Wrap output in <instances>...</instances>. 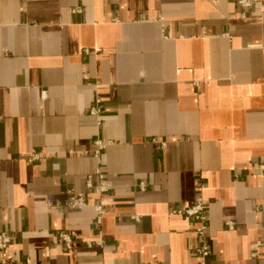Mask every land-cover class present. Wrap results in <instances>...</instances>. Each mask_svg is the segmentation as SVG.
I'll use <instances>...</instances> for the list:
<instances>
[{
	"label": "crops",
	"instance_id": "crops-1",
	"mask_svg": "<svg viewBox=\"0 0 264 264\" xmlns=\"http://www.w3.org/2000/svg\"><path fill=\"white\" fill-rule=\"evenodd\" d=\"M242 13L237 0H0V231L14 236L0 262L197 264L194 223L171 210L200 191L208 263L264 264V0ZM98 166L102 224L104 195L86 185ZM69 189L87 205L54 208Z\"/></svg>",
	"mask_w": 264,
	"mask_h": 264
},
{
	"label": "built area",
	"instance_id": "built-area-1",
	"mask_svg": "<svg viewBox=\"0 0 264 264\" xmlns=\"http://www.w3.org/2000/svg\"><path fill=\"white\" fill-rule=\"evenodd\" d=\"M237 4L243 8V15H245L246 10L251 8L255 4V0H237ZM75 12H82V8L80 6L75 7L73 9ZM84 78L89 79L88 72L84 73ZM97 87L100 85V82H95ZM46 91H44L45 94ZM104 109V102L102 96L98 93L93 101L89 112L92 116H94L97 120L98 127H101L103 124L101 115ZM109 144V141H106L101 135L97 136L93 140L94 150L93 154L96 158L100 159L105 147ZM43 155L39 152H33L31 156H29V161L34 162L40 159ZM258 172L262 176H264V162L258 163ZM96 179V180H95ZM95 179L90 178L87 180L86 185L89 189H94L97 193L104 195L100 199L95 206L96 208V222L98 224H102L103 217L106 212L105 203L109 202L111 199L106 197V193L109 190L108 180L105 178V171L101 166H98L95 170ZM140 188L145 190L147 188V183L142 181L140 183ZM204 188V185H200V190ZM69 197L58 205H55L54 208H62L66 207L69 209H81L87 205L88 199L84 192H75L72 189L67 190ZM208 200L204 197V195L199 191L196 195L194 201L190 204L184 206H175L172 208L171 213L175 215H180L187 221L193 222L196 236L198 238L197 244L194 246L195 253L198 257L197 264H209L208 259L212 253L211 243L208 238ZM225 225L229 229L235 228V222L232 219L225 220ZM62 240H64L68 245L72 241L71 236L68 233L60 234ZM14 236L8 230L0 231V250L5 252V250L10 246L13 242ZM102 244V241L99 242ZM26 262L30 264L31 260L27 259ZM0 264H17L14 260H10L7 257H3Z\"/></svg>",
	"mask_w": 264,
	"mask_h": 264
}]
</instances>
